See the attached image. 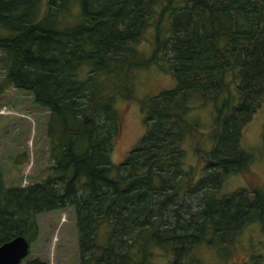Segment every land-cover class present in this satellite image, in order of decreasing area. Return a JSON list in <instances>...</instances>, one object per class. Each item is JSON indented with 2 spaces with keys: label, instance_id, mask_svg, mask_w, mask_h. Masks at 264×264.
Returning <instances> with one entry per match:
<instances>
[{
  "label": "trees",
  "instance_id": "trees-1",
  "mask_svg": "<svg viewBox=\"0 0 264 264\" xmlns=\"http://www.w3.org/2000/svg\"><path fill=\"white\" fill-rule=\"evenodd\" d=\"M148 27L145 56L136 43ZM163 61L175 84L141 100L146 130L116 164L118 95L134 97V70ZM0 64V93L26 89L49 110L53 156L26 185L7 183L0 163V244L24 235L32 246L38 214L72 206L78 264H203L200 244L264 226V189L220 192L253 160L241 140L264 97V0H0ZM221 95L213 147L196 144L198 175L185 164L200 127L188 114ZM160 248L169 263L153 259Z\"/></svg>",
  "mask_w": 264,
  "mask_h": 264
},
{
  "label": "rangeland",
  "instance_id": "rangeland-1",
  "mask_svg": "<svg viewBox=\"0 0 264 264\" xmlns=\"http://www.w3.org/2000/svg\"><path fill=\"white\" fill-rule=\"evenodd\" d=\"M155 28L148 27L136 47L143 55H150L155 47ZM152 64L134 70V97L118 95L117 105L122 112V130L112 153L114 163L121 162L146 130L141 100L175 84L174 75L163 66ZM3 67L0 64V81ZM230 78L231 73H227ZM227 91V90H225ZM229 92H227L228 94ZM216 101L200 100L188 114L190 121L199 124L194 134L184 141L185 164L202 175L205 159L196 144L206 150L214 145L211 129L217 106ZM49 110L34 102L33 94L26 89L10 86L0 93V163L9 184L26 185L43 178L53 162L50 137L47 132ZM241 144L251 152L253 160L242 172L229 174L220 192H231L241 187L264 189V97L257 111L244 126ZM27 155V156H26ZM201 173V174H200ZM39 234L33 240L29 254L21 264L39 256L49 264H78V233L76 214L72 206L38 214ZM203 264H264V226L259 221L246 224L227 242L220 235L204 242L193 251ZM159 263H169L171 254L161 248L153 258Z\"/></svg>",
  "mask_w": 264,
  "mask_h": 264
},
{
  "label": "water",
  "instance_id": "water-1",
  "mask_svg": "<svg viewBox=\"0 0 264 264\" xmlns=\"http://www.w3.org/2000/svg\"><path fill=\"white\" fill-rule=\"evenodd\" d=\"M30 249L31 242L24 235L7 240L0 244V264H21Z\"/></svg>",
  "mask_w": 264,
  "mask_h": 264
}]
</instances>
